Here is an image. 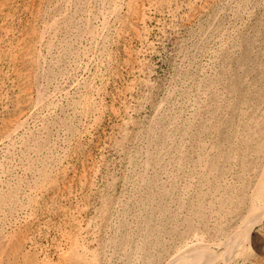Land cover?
I'll return each mask as SVG.
<instances>
[{
    "label": "rangeland",
    "instance_id": "rangeland-1",
    "mask_svg": "<svg viewBox=\"0 0 264 264\" xmlns=\"http://www.w3.org/2000/svg\"><path fill=\"white\" fill-rule=\"evenodd\" d=\"M263 171L264 0H0V264H264Z\"/></svg>",
    "mask_w": 264,
    "mask_h": 264
},
{
    "label": "bare ground",
    "instance_id": "bare-ground-1",
    "mask_svg": "<svg viewBox=\"0 0 264 264\" xmlns=\"http://www.w3.org/2000/svg\"><path fill=\"white\" fill-rule=\"evenodd\" d=\"M239 1V0H238ZM108 3V2H107ZM120 5V4H119ZM104 7V5H103ZM109 11V10H108ZM107 12V10H106ZM42 15V14H41ZM113 15V14H112ZM103 16V15H102ZM54 19V18H53ZM139 19V18H138ZM55 20V19H54ZM133 20V19H132ZM54 24V23H53ZM49 25V24H48ZM101 28V27H100ZM99 30V29H98ZM100 35V34H99ZM99 41V39H98ZM90 42V41H89ZM91 43V42H90ZM96 44V43H95ZM39 51V50H38ZM41 54V53H40ZM94 54H92L93 57ZM43 58V57H42ZM94 59V58H93ZM106 61V60H105ZM38 63V62H37ZM88 63V62H87ZM90 63V61H89ZM75 64V63H74ZM35 72V71H34ZM16 73V72H15ZM183 80V79H182ZM79 81V80H78ZM77 81V82H78ZM44 83V82H43ZM57 86V85H56ZM55 88V87H54ZM25 91V90H24ZM86 93V92H85ZM54 94V93H53ZM37 97V96H36ZM100 101V100H99ZM88 105V104H87ZM162 105V104H161ZM246 108V107H245ZM91 109V108H90ZM86 113V112H85ZM30 114V113H29ZM30 116V115H29ZM26 117V116H25ZM87 119V118H86ZM23 120V119H22ZM28 120V119H27ZM22 123V122H21ZM20 123V124H21ZM19 124V125H20ZM17 125V124H16ZM17 125V126H19ZM16 128H19L17 127ZM233 126V125H232ZM149 127V126H148ZM152 128V127H151ZM148 129V128H147ZM14 129H12L13 132ZM155 130V129H154ZM16 131V130H15ZM15 133V132H13ZM150 136V134H149ZM6 138V137H5ZM147 138V137H146ZM233 138V137H232ZM28 139V138H27ZM149 139V138H148ZM233 140V139H232ZM18 149V148H17ZM149 157V156H148ZM210 158V157H209ZM51 162V161H50ZM149 162V161H148ZM213 162V161H212ZM147 163V162H146ZM149 164V163H148ZM204 167V166H203ZM148 168V167H147ZM174 168V167H172ZM264 173V171H263ZM262 173V175H263ZM203 174V173H202ZM205 177V176H204ZM144 179V178H143ZM259 181V180H258ZM257 181V182H258ZM255 183V182H254ZM260 185H259V191L257 192V196L254 198L253 200V212H261L264 213V178H262L259 181ZM137 184V183H136ZM142 190V189H141ZM258 190V189H257ZM148 192V191H147ZM119 202V201H118ZM251 205V206H252ZM122 206V205H121ZM249 207V206H248ZM250 210V209H249ZM167 213V212H166ZM252 214V212H251ZM264 216V215H263ZM254 217H257L256 215ZM260 217V216H259ZM262 218V217H260ZM241 225V224H240ZM248 226V225H246ZM253 227V226H252ZM216 231V230H215ZM127 232V231H126ZM233 232V231H232ZM250 231H247L245 229H239L237 231V233H234V236L230 239H228L224 244H226V248L227 250L223 253V255L225 256L224 258H226V256L229 257L228 251L229 253L232 254H238L241 249H243L242 247L245 245H243L244 240L249 236ZM226 239V238H225ZM225 241V240H224ZM248 241V240H247ZM194 244L192 246H190L188 249L186 250H181L182 252L180 254H178L169 264H205L210 262L212 259H215L217 256H219V254H216L215 252L213 253V251L211 252L209 247L207 244L204 243H198L193 242ZM192 244V243H190ZM187 246V245H186ZM246 246V245H245ZM213 249V248H212ZM180 251V250H179ZM215 257V258H214ZM223 257V256H222ZM227 259V258H226ZM224 259L227 263L228 261L230 262V260H226ZM231 259V258H229ZM170 261V260H169ZM224 261V262H225ZM225 262V263H226Z\"/></svg>",
    "mask_w": 264,
    "mask_h": 264
}]
</instances>
